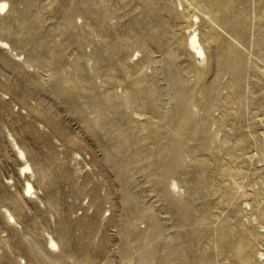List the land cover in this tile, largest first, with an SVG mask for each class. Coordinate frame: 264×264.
Masks as SVG:
<instances>
[{
	"label": "rangeland",
	"instance_id": "1",
	"mask_svg": "<svg viewBox=\"0 0 264 264\" xmlns=\"http://www.w3.org/2000/svg\"><path fill=\"white\" fill-rule=\"evenodd\" d=\"M1 1L0 264H264V0Z\"/></svg>",
	"mask_w": 264,
	"mask_h": 264
},
{
	"label": "bare ground",
	"instance_id": "2",
	"mask_svg": "<svg viewBox=\"0 0 264 264\" xmlns=\"http://www.w3.org/2000/svg\"><path fill=\"white\" fill-rule=\"evenodd\" d=\"M7 7H8L7 2H5V1L0 2V12H3ZM198 21H199V19L197 17H195V22L197 23ZM236 45H237V43H236ZM0 47H1V49H6V48L10 49L8 44L6 42L1 41V40H0ZM187 47L190 50V52L195 57H197V59H202L205 57V52H204V49H203L202 44L200 42L199 34L196 31H193L192 33H190L189 38L187 40ZM11 140L13 143V148L16 151L17 160L19 159L20 161H22V165L20 166L19 174L24 178V182H25V185L23 187V192L27 195H30V196L35 195V190H34L33 185L30 183V180L26 179L27 176H29L30 178L34 177L33 169L31 167V165L29 164L25 153L20 149V147L18 146V144L15 142L14 139H11ZM174 188H176L175 184H174ZM6 213H7V217H8L7 219H9L13 223H15V219L12 216V214H10L8 211H6ZM49 246L52 249H58V245H57L56 241H54V239H52V238L49 239Z\"/></svg>",
	"mask_w": 264,
	"mask_h": 264
}]
</instances>
